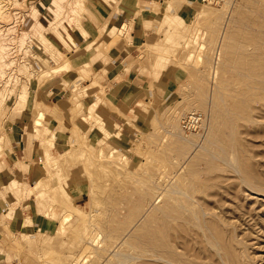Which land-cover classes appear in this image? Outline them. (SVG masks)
Instances as JSON below:
<instances>
[{"label": "rangeland", "instance_id": "rangeland-1", "mask_svg": "<svg viewBox=\"0 0 264 264\" xmlns=\"http://www.w3.org/2000/svg\"><path fill=\"white\" fill-rule=\"evenodd\" d=\"M38 1L48 3L39 11ZM184 1L164 0L171 25L138 48L152 78L165 73L172 83L148 92L139 114L108 102L98 74L81 96L61 101L82 122L66 146L54 149L55 133L37 113L32 129L40 127L33 132L43 152L28 194L55 223L5 237L6 264H264V0H192L190 16L176 23ZM86 25L104 29L87 0H0L1 127L22 109L35 77L64 72L48 57L66 63L81 52L66 57L47 34L75 47ZM127 33L124 24L116 38L126 42ZM189 114L197 115L193 126L184 125ZM69 190L86 194L81 205ZM10 192L11 206L22 207Z\"/></svg>", "mask_w": 264, "mask_h": 264}, {"label": "crops", "instance_id": "crops-1", "mask_svg": "<svg viewBox=\"0 0 264 264\" xmlns=\"http://www.w3.org/2000/svg\"><path fill=\"white\" fill-rule=\"evenodd\" d=\"M87 1L97 17L104 22L103 31L98 35L96 27L89 28L86 25L88 34L85 38L74 33L75 47L60 45L48 33L47 37L66 57L75 53L76 50L81 52L71 56L69 62L66 63L56 64L48 57L49 62L53 63L51 68L54 72L59 70H64V72L57 76L47 72L35 77L30 82V90L22 109L13 114H7L2 127L0 123V133L4 135L0 142V264H6L5 237L9 239L13 235L19 239L36 232H46L55 223L46 214L38 212L35 193L28 194L31 185L37 179V173L31 172L32 166H35V162L42 157L43 152L39 141H36L34 137L35 126L32 129L33 120L38 116L37 113H43L45 117L43 122L48 132L55 133L53 147L57 149L66 146L68 139H71L68 134L75 122L78 127L82 125V122H78V118L72 119L67 114L65 102H61L69 94L78 93L72 98L81 96L79 94L85 89L94 86L92 82L95 80L97 84L106 88L104 95L108 102L121 103L128 109L127 116L134 117L140 113L137 108L139 103L148 99V92L153 93V90L165 92L172 84L171 77L165 73H161L156 79L152 78V66L141 63L142 61H139L137 56L139 47L156 42L159 28L164 27L165 29L171 25L168 16H162L161 13L164 0H119L114 1L113 6H108L100 0ZM189 2L192 0L182 2L171 20L179 23L177 16L183 20L190 16ZM36 3L39 11L43 9L40 3L45 2ZM144 7H148L150 13L154 11L155 14L143 12ZM39 16L42 18V13L39 12ZM124 24L128 28L126 42H123L121 38H116L117 30ZM125 35L123 33V36ZM108 44L113 45L109 47ZM41 47L38 44L39 50ZM77 69H83L87 76L78 72ZM95 74L99 75V82L94 79ZM63 83L66 85L65 88L61 86ZM149 84L153 85L152 91L148 89ZM92 95H84V102L91 100ZM107 109H110V106H107ZM104 112L105 114L101 112L97 114L109 113L114 117L108 110ZM85 113L87 114V111ZM36 130H40V127ZM16 162H19V170L15 167ZM11 189L19 192L24 201L22 207L11 206L14 199L10 192ZM69 193H71L70 200L77 206L81 205L86 197L83 192L72 193L69 190Z\"/></svg>", "mask_w": 264, "mask_h": 264}, {"label": "built area", "instance_id": "built-area-1", "mask_svg": "<svg viewBox=\"0 0 264 264\" xmlns=\"http://www.w3.org/2000/svg\"><path fill=\"white\" fill-rule=\"evenodd\" d=\"M221 0H201V2H203V3H207V4H217L218 2H220ZM194 117H195V119H194ZM190 119H194V121H196L197 120V115L196 114H194L193 116H192V118H190ZM191 121L189 120V117H187L186 118V121H185V126H189V125H191V123H190ZM187 124V125H186Z\"/></svg>", "mask_w": 264, "mask_h": 264}, {"label": "bare ground", "instance_id": "bare-ground-1", "mask_svg": "<svg viewBox=\"0 0 264 264\" xmlns=\"http://www.w3.org/2000/svg\"><path fill=\"white\" fill-rule=\"evenodd\" d=\"M124 26V25H123ZM120 30H122V27L121 28H119L118 29V31H120ZM1 72V71H0ZM5 72V71H4ZM3 74V73H2ZM1 82V81H0ZM194 114H189L187 117H189V120L191 121L190 123H191V125L193 126V125H195L196 123V121H194V119H195V117H194V119H190V118H192V116H193ZM190 125V126H191ZM36 129V128H35ZM248 189V188H247ZM169 263V262H168Z\"/></svg>", "mask_w": 264, "mask_h": 264}]
</instances>
